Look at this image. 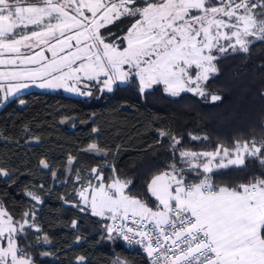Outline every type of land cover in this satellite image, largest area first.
<instances>
[{
	"label": "snow or ice",
	"instance_id": "obj_1",
	"mask_svg": "<svg viewBox=\"0 0 264 264\" xmlns=\"http://www.w3.org/2000/svg\"><path fill=\"white\" fill-rule=\"evenodd\" d=\"M121 18L131 24L122 37L110 40L114 34L106 37L102 30ZM29 25L39 30L18 31ZM255 42H264V0H0V57L9 54L0 58V66H13L0 71V80L16 81L8 84L5 99L28 87L23 81L91 96L93 87L112 92L135 78L142 95L163 85L172 97L188 92L219 101L221 96L207 88L219 73L216 62L229 53L248 54ZM42 45L52 59L44 56ZM36 47L40 50L31 55L21 51ZM180 144L179 137L170 136V149L174 155L178 151L183 167L173 162L148 183L155 208L128 194L132 181L117 177L105 183L98 168L91 169L94 175L86 183L77 172L80 186L73 191L93 216L113 222L105 225L108 239L115 233L139 245L149 264H264V173L232 187L215 186L211 176L217 169L244 167L248 159L264 168V139L235 140L231 148L217 144L199 152L178 149ZM85 151L104 150L93 143ZM40 165L49 168L44 160ZM189 172L196 181H188ZM0 175L8 173L0 169ZM26 195L42 202L34 191ZM29 229L41 231L34 210L16 221L0 204V241L5 242L0 264H34L31 245L19 243ZM43 239L49 242L46 235Z\"/></svg>",
	"mask_w": 264,
	"mask_h": 264
},
{
	"label": "trees",
	"instance_id": "obj_2",
	"mask_svg": "<svg viewBox=\"0 0 264 264\" xmlns=\"http://www.w3.org/2000/svg\"><path fill=\"white\" fill-rule=\"evenodd\" d=\"M116 21L106 27L115 28V36L131 23L130 18ZM216 63L219 73L207 88L221 96L219 101L188 92L172 97L163 85H153L142 95L136 79L130 78L112 92L94 87L91 96L29 89L0 106V169L8 173L0 175V204L16 221L34 210L41 231L29 229L27 239L19 241L31 245L34 264H114L117 259L149 264L143 252L127 248L115 233L108 239L106 219L81 205L73 191L80 186L77 172L85 183L94 175L92 168L102 171L105 183L117 177L130 180L128 194L155 208L147 188L152 177L173 162L183 167L178 151L174 155L170 149L171 135L181 139L178 149L197 152L214 150L217 144L231 148L235 140L264 139V42H255L248 54L229 53ZM161 130L170 136L161 137ZM189 134L208 140H192ZM93 143L104 151H85ZM41 160L49 168H43ZM262 173L264 168L248 159L244 167L217 169L211 176L215 186L232 187ZM187 179L197 178L189 172ZM28 191L39 194L42 202L32 200ZM38 236L40 242L35 243Z\"/></svg>",
	"mask_w": 264,
	"mask_h": 264
},
{
	"label": "rangeland",
	"instance_id": "obj_3",
	"mask_svg": "<svg viewBox=\"0 0 264 264\" xmlns=\"http://www.w3.org/2000/svg\"><path fill=\"white\" fill-rule=\"evenodd\" d=\"M90 15V14H89ZM45 22H47V21H45ZM115 22V21H114ZM113 22V23H114ZM125 22V20L123 21V23ZM115 23H118V24H120L121 23V21H116ZM130 24L131 23H128V25H127V27L126 28H128L129 26H130ZM111 24H109L108 26H110ZM29 27H34V28H32V30L34 29V30H39V28L38 27H36V26H33V25H29ZM106 30V29H105ZM110 29H108V30H106V37H108L109 36V33H112V34H115L117 31H116V29L114 28V30L113 31H109ZM28 32H30V31H28ZM127 32V29L125 30V31H123V29H122V31L119 33V34H117L116 36L115 35H113V39L115 40L117 37H122L125 33ZM105 35V34H104ZM73 44H74V42H72ZM40 47H44V49H45V51H44V55L45 54H47L49 57H48V59L50 60L51 58H52V56H51V52H49V51H47V47L46 46H40ZM40 47H36V48H32V49H27V48H24V49H22L21 51L22 52H24V53H26V54H29V55H31V54H34L35 52H37V51H39L40 50ZM68 50L66 49L65 50V53H58L59 55H64V54H66V52H67ZM21 67H23V66H21ZM27 67H34L33 65H29V66H27ZM27 83H28V88H37V89H40V87L38 86V84H39V81H37L36 83H33V82H31V81H27ZM41 89H43V88H41ZM44 89H52V88H44ZM55 90H63V91H65V92H67V93H71V94H74V95H78V94H76V93H72V92H68V91H66L65 89H63V88H54ZM5 91H6V89L4 88V93L2 94L3 96H2V99H1V101H0V106L2 105V104H4L6 101H8L9 100V98H10V96L7 98V99H5L4 97H5ZM21 91V90H20ZM13 96V95H12ZM79 96H81V95H79ZM210 99H211V97H210ZM4 244H5V242H4ZM3 244V245H4ZM0 245H2V241H0ZM80 261H82V260H80Z\"/></svg>",
	"mask_w": 264,
	"mask_h": 264
},
{
	"label": "crops",
	"instance_id": "obj_4",
	"mask_svg": "<svg viewBox=\"0 0 264 264\" xmlns=\"http://www.w3.org/2000/svg\"><path fill=\"white\" fill-rule=\"evenodd\" d=\"M10 2H14V0H10ZM32 28H34V27H28V29H20V30H18V31H26V32H28V31H31L32 30ZM53 43H54V41H52ZM74 42V41H73ZM75 43V42H74ZM43 46V45H42ZM26 54V53H25ZM8 55L9 54H7V53H5L4 54V56L3 57H0V58H7L8 57ZM45 57H49L47 54H45L44 55ZM52 59V58H51ZM11 70H13V66H10V65H4V66H0V71H11ZM23 82H25V83H27V81H23ZM9 83H16V81H7V80H0V101H1V99H2V94L4 93V88L5 89H7V87H8V84ZM28 84V83H27ZM98 89H99V87H97ZM29 89H37V88H28V87H26V88H23V89H21V91H19L18 93H15L13 96H15V95H17V94H19V93H22V92H24V91H26V90H29ZM39 90H55L54 88H52V89H39ZM58 90V89H57ZM92 90V93L94 94V87L91 89ZM100 90V89H99ZM61 91H63V90H61ZM63 92H65V91H63ZM13 96H10V98L11 97H13ZM76 96H79V95H76ZM97 183V182H96ZM81 205H83V206H85L83 203H81ZM90 209V208H89ZM91 210V209H90ZM4 244V241H2V245Z\"/></svg>",
	"mask_w": 264,
	"mask_h": 264
},
{
	"label": "built area",
	"instance_id": "obj_5",
	"mask_svg": "<svg viewBox=\"0 0 264 264\" xmlns=\"http://www.w3.org/2000/svg\"><path fill=\"white\" fill-rule=\"evenodd\" d=\"M103 218H105V217H103ZM105 219H106V221H107L105 225L113 223L110 219H107V218H105ZM128 223H129V225H131V221H129ZM104 232L107 233L105 227H104ZM120 239L122 240L123 244H124L127 248L132 249V250H139V251H141V252L144 253L143 249H142L139 245H130V244H128L126 241H124L121 237H120ZM144 254H145V253H144ZM145 256H146L147 260L149 261V258L147 257L146 254H145Z\"/></svg>",
	"mask_w": 264,
	"mask_h": 264
}]
</instances>
